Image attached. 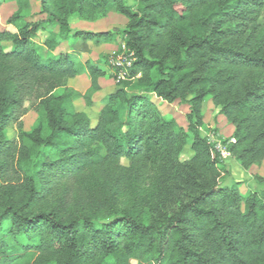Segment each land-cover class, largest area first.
<instances>
[{
  "label": "trees",
  "instance_id": "16d2710c",
  "mask_svg": "<svg viewBox=\"0 0 264 264\" xmlns=\"http://www.w3.org/2000/svg\"><path fill=\"white\" fill-rule=\"evenodd\" d=\"M12 1L6 23L15 32L0 31V264H264V191L244 196L239 182L224 185L230 172L221 152L200 133L202 102L211 96L234 127L226 149L236 162L246 169L264 161V0H37L42 17L34 21H24L30 0ZM109 9L127 20L111 32L121 33L133 60L92 125L72 111L81 94L67 81L87 71L95 92L99 68L68 52L43 57L33 39L47 25L65 41L70 15ZM111 32L74 37L98 44ZM2 41L14 48L4 51ZM45 46H58L54 35ZM127 86L137 94L126 96ZM148 94L188 105L189 158L174 154L185 134L162 119ZM81 97L92 104L89 94ZM26 104L37 114L28 133L20 120ZM10 124L18 129L12 139L4 135ZM151 168L152 213L36 209L75 186L92 204H110Z\"/></svg>",
  "mask_w": 264,
  "mask_h": 264
},
{
  "label": "rangeland",
  "instance_id": "374dc122",
  "mask_svg": "<svg viewBox=\"0 0 264 264\" xmlns=\"http://www.w3.org/2000/svg\"><path fill=\"white\" fill-rule=\"evenodd\" d=\"M126 1L131 5L135 3V0ZM15 11L16 4L14 1L0 0V31L15 32V29L6 23L8 17ZM41 17L38 1L30 0V8L26 17H24V21H34ZM68 22L70 33L67 40L61 41L57 37V26L42 25L33 39L34 44L43 57H47L50 54L55 55L68 52L73 54L82 63L89 60L99 68L101 76L97 79V90L95 92L89 93L90 77L87 71L67 81V87L70 90L79 92L81 96L89 94L92 104L87 106L81 96H75L72 100V111L85 112L89 116L92 125H94L102 106V98L122 88L121 81H118L115 77L116 69L114 63L128 60L129 57L121 47L123 43L121 33L111 31L113 28L122 30L127 20L115 9H109L100 15L92 12L84 14L75 13L68 17ZM76 32H111V35L106 42L96 44L90 39L84 41L75 38L74 34ZM49 34L54 35V39L58 41V46L52 51H49L45 46V41ZM1 46L4 51H10L14 48V45L10 41H2ZM124 91L126 92V96L137 94V90L131 86L124 87ZM147 100L166 123L172 122L178 129L183 131L185 137H182L183 139L174 144L173 150L174 154H177L178 157L182 159L189 158L191 156L189 149L191 135L187 131L186 113L188 112V105L178 101L173 103L163 102L152 94L147 95ZM201 113L203 115V126L200 129V133L215 144L216 148L221 152L225 166L230 172V177L223 184L230 186L234 182H239L240 191L244 196L249 193L259 194L264 191V183H258L255 179L256 177L264 176V161L259 166H250L246 169L236 162L234 156L226 149L230 142H232L231 138L234 127L221 113L220 107L212 102L211 96H207L203 100ZM121 117H123V112H121ZM36 119V112L31 106L26 104V112L20 119L22 131L31 132L36 125ZM116 130L119 134H124L126 126L119 125ZM4 135L8 139L17 137V126L15 124L8 125L4 130ZM123 163L125 164L126 161ZM156 171L154 168L149 169L141 183L118 193L110 204H97V207L92 204L93 199L87 194L84 187L75 186L68 195L59 192L48 197L40 202L36 206V209L61 206L62 210L66 212L82 211L83 213H92L96 211L99 212L100 216L105 217L108 206L111 205L117 209L130 210L139 208L144 213H148L153 208V197L156 192Z\"/></svg>",
  "mask_w": 264,
  "mask_h": 264
},
{
  "label": "built area",
  "instance_id": "2783aa9c",
  "mask_svg": "<svg viewBox=\"0 0 264 264\" xmlns=\"http://www.w3.org/2000/svg\"><path fill=\"white\" fill-rule=\"evenodd\" d=\"M122 49L127 53L128 55V60L122 61V62H115L114 67L116 69V74L115 77L117 78L118 81L124 80L126 76V67L130 65L131 61L133 60V52L129 51L128 49L125 48V45L122 43Z\"/></svg>",
  "mask_w": 264,
  "mask_h": 264
}]
</instances>
